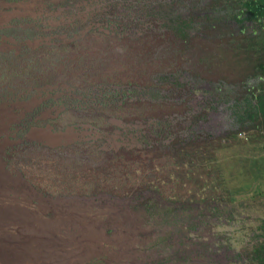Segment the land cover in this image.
Here are the masks:
<instances>
[{
  "label": "rangeland",
  "instance_id": "rangeland-1",
  "mask_svg": "<svg viewBox=\"0 0 264 264\" xmlns=\"http://www.w3.org/2000/svg\"><path fill=\"white\" fill-rule=\"evenodd\" d=\"M0 2V160L31 185L4 177V209L26 220L9 231L27 237L8 261L138 264L128 260L145 241L151 264H253L264 150L238 145L229 86L190 91L198 52L165 41L161 0ZM60 97L71 98L63 110L43 112ZM119 120L145 126L116 143L40 131L89 123L112 134ZM100 195L138 202L66 200ZM25 242L48 247L28 260Z\"/></svg>",
  "mask_w": 264,
  "mask_h": 264
},
{
  "label": "trees",
  "instance_id": "trees-1",
  "mask_svg": "<svg viewBox=\"0 0 264 264\" xmlns=\"http://www.w3.org/2000/svg\"><path fill=\"white\" fill-rule=\"evenodd\" d=\"M187 1L161 0L167 12L158 18L172 49L198 52L190 91L205 81L229 86L238 136L243 133L238 145L264 150V0H190V6ZM261 237L251 251L253 264H264Z\"/></svg>",
  "mask_w": 264,
  "mask_h": 264
},
{
  "label": "bare ground",
  "instance_id": "bare-ground-1",
  "mask_svg": "<svg viewBox=\"0 0 264 264\" xmlns=\"http://www.w3.org/2000/svg\"><path fill=\"white\" fill-rule=\"evenodd\" d=\"M14 6H16V5H14ZM66 100L69 101V100H71V98H65V97L54 98L52 100V106L53 107L47 106V107H45L46 109L43 112L49 113L52 111L56 112V111L63 110L62 105H64V102ZM72 100H74V98ZM100 100L101 99H99V101ZM80 101L83 102L85 100L82 99ZM112 101H114V100H112ZM46 104L48 105L47 102H46ZM85 109H87V108H85ZM115 122H116V120H115ZM118 123L119 124H117V125L119 128H121V131L115 130L114 132H112V134L104 133V132L102 133L97 127H95L89 123H80L79 125L76 124L73 126L65 127L64 133L61 131H57V133L53 134L52 132L56 131V129H54L53 127H49V126H47L45 129H41V130L38 129V130L45 132L46 134L44 135V138H46L47 140H49L51 142H55L59 139H62L64 137L68 136L69 134H71L74 136L77 135L81 139H84L85 137H89L91 135H94L96 138H106L107 141H109V142L114 141V143H116L117 142L116 140L126 142L125 140L127 137H129V140H131L134 135H128L127 132L134 131L137 129H141L145 126L142 123H138V122L125 124L124 121H121V120H119ZM115 128H116V126H115ZM132 140H134V137ZM123 142H122V144H123ZM0 146L2 147V145H0ZM4 167H5L4 163H2V161L0 160V259L1 260L2 259L7 260V261H4V260L0 261V264H35V261H26V263H22V261H20L21 263L17 262V261H8V259L14 257L13 253L15 252V249L17 248V246H16L17 240L19 238H21L25 241V240H27V237H25V234H23V233H22V235H16V234L10 233V231H9V228L11 226H14V225L21 226V224H24V222L26 220L24 221L23 217L17 212H15V211L7 212L4 209V206H3L4 204H3L2 198H1V194L3 193L4 189L7 187V185L5 184L4 177L6 175L7 177H9V179L11 178V179L18 180L21 183L27 185L29 188H31V185L27 181L24 180L21 173H14L13 174L9 171L4 170ZM39 196H41V195H39ZM48 199L53 201L51 198H48ZM102 199H107L109 201L114 200L118 203H122V205L123 204L134 205V204H136L135 202H138V199L136 197H132L129 199H119L116 197L111 198V197H108L107 195H100L97 197H90V198H68L66 200H77V201H83V202L84 201L85 202H92V201L96 200L97 204L99 205L100 201H102ZM59 200H61V199H57V201H59ZM133 201H135V202H133ZM145 235H147V234L145 233ZM141 240L142 239H140V241ZM139 243H140V245H142V247L136 246L134 248V255H135V258H133L134 260H128V261H137L138 264H151V261L155 260V258L153 257L154 254H152L150 251H147L145 249V247L147 248V246H146L147 242L143 241V242H139ZM22 244L20 245V247L22 246ZM25 246H26L25 247V255H23V257H26L27 259L29 258L28 260H30V259L33 260L37 257H42L44 255L43 250L47 245H45V244L43 245L42 243H40V244L37 243V244L31 245V244H29V242H25ZM53 246H54L53 248L55 249L54 258H55V256H56V258H59L58 257V255L60 254V252L58 251L59 247L55 243L53 244ZM219 252H220V249L219 248L216 249L214 251L213 257L217 259L219 257H223L226 255L225 251L223 253H219ZM93 264H105V263L95 261ZM119 264H122V263H119ZM129 264H134V263L130 262Z\"/></svg>",
  "mask_w": 264,
  "mask_h": 264
}]
</instances>
